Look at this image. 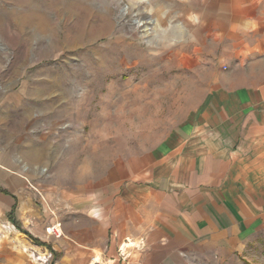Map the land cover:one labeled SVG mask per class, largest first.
I'll return each mask as SVG.
<instances>
[{
  "label": "crops",
  "instance_id": "0c3cea01",
  "mask_svg": "<svg viewBox=\"0 0 264 264\" xmlns=\"http://www.w3.org/2000/svg\"><path fill=\"white\" fill-rule=\"evenodd\" d=\"M168 1L186 51L178 61L226 70L191 104L183 136L78 192L51 197L0 154V264H37L30 253L53 255L50 264H258L264 255V0Z\"/></svg>",
  "mask_w": 264,
  "mask_h": 264
},
{
  "label": "rangeland",
  "instance_id": "374dc122",
  "mask_svg": "<svg viewBox=\"0 0 264 264\" xmlns=\"http://www.w3.org/2000/svg\"><path fill=\"white\" fill-rule=\"evenodd\" d=\"M168 4L0 0V154L35 173L51 197L183 136L191 104L226 70L225 61H178L186 51L178 19L165 17ZM30 258L54 262L51 254Z\"/></svg>",
  "mask_w": 264,
  "mask_h": 264
},
{
  "label": "trees",
  "instance_id": "16d2710c",
  "mask_svg": "<svg viewBox=\"0 0 264 264\" xmlns=\"http://www.w3.org/2000/svg\"><path fill=\"white\" fill-rule=\"evenodd\" d=\"M13 224H14L19 230L23 231L25 234H27L28 236H30V237L32 238V240H34L36 243L41 244V241L35 239V238L32 237L27 231H25L24 229H22L21 226H20V224H19V222L15 221V220L13 219Z\"/></svg>",
  "mask_w": 264,
  "mask_h": 264
},
{
  "label": "built area",
  "instance_id": "2783aa9c",
  "mask_svg": "<svg viewBox=\"0 0 264 264\" xmlns=\"http://www.w3.org/2000/svg\"><path fill=\"white\" fill-rule=\"evenodd\" d=\"M50 229H51V227L47 228V231H48V232H51L52 230H50Z\"/></svg>",
  "mask_w": 264,
  "mask_h": 264
}]
</instances>
